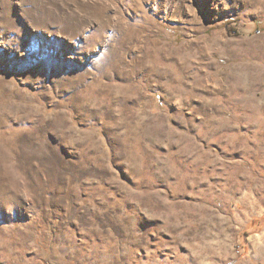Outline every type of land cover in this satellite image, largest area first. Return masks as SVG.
<instances>
[{"label":"rangeland","instance_id":"rangeland-1","mask_svg":"<svg viewBox=\"0 0 264 264\" xmlns=\"http://www.w3.org/2000/svg\"><path fill=\"white\" fill-rule=\"evenodd\" d=\"M0 264H264V0H0Z\"/></svg>","mask_w":264,"mask_h":264}]
</instances>
